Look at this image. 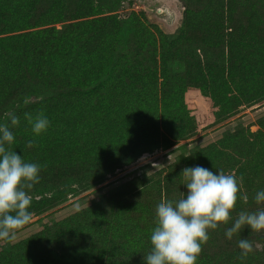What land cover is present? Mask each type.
<instances>
[{
	"label": "trees",
	"instance_id": "1",
	"mask_svg": "<svg viewBox=\"0 0 264 264\" xmlns=\"http://www.w3.org/2000/svg\"><path fill=\"white\" fill-rule=\"evenodd\" d=\"M125 1L0 0V125L15 138L5 147L40 167L39 183L28 190L31 214L103 183L172 138L190 137L264 103V0H179L184 17L171 34L150 23L145 11L121 16ZM158 89L161 125L157 117L134 127L114 115ZM25 113L62 114L70 128L60 136L49 125L36 136ZM12 114L19 125H11ZM256 121V131L240 121L181 156L164 179L127 181L3 245L0 264H110L129 251L133 264H146L157 205L186 196V167L235 175L240 196L249 199H238L233 220L264 207L254 200L264 190V113ZM231 224L209 230L196 264H264V231L246 227L227 239ZM240 239L254 248L243 259Z\"/></svg>",
	"mask_w": 264,
	"mask_h": 264
},
{
	"label": "clouds",
	"instance_id": "2",
	"mask_svg": "<svg viewBox=\"0 0 264 264\" xmlns=\"http://www.w3.org/2000/svg\"><path fill=\"white\" fill-rule=\"evenodd\" d=\"M25 104L29 103L26 98ZM36 136L45 132L49 120L43 113L33 117L25 113ZM12 126L20 123L19 118L10 116ZM13 132L7 124L0 125V241L13 243L17 232L32 221L28 210L32 197L28 190L39 183L40 167L27 163L16 151H10L5 144L14 142ZM34 141L28 142V147ZM170 159V158H169ZM181 175L187 187L186 196L178 201L162 199L156 208V226L152 230L150 242L152 248L144 255L146 264H196L202 252V245L209 239V230L220 225L232 224L226 228L225 235L232 239L242 229L253 232L264 231V207L256 211H241L233 220L238 199L248 203L249 197L240 196V187L234 174H218L202 167H186ZM257 205H264V190L254 196ZM238 246L242 250L241 258L253 252V244L240 239Z\"/></svg>",
	"mask_w": 264,
	"mask_h": 264
},
{
	"label": "rangeland",
	"instance_id": "3",
	"mask_svg": "<svg viewBox=\"0 0 264 264\" xmlns=\"http://www.w3.org/2000/svg\"><path fill=\"white\" fill-rule=\"evenodd\" d=\"M263 1V0H261ZM132 11H145L150 23L156 24L165 33L171 34L176 32L182 24L184 17V7L179 0H127L124 2L117 13L121 16L128 15ZM30 30V29H29ZM28 30V31H29ZM11 34V33H9ZM160 89L146 93L133 103V108H122L121 112H115L114 115L127 117V121L134 127L140 124H146L152 118H159V124L162 122L161 101L156 97ZM161 100V99H160ZM264 113V103L254 105L252 107H243L238 114L230 117L224 122L210 126L208 128L199 127L196 132L187 138L175 139L172 138V144L168 147H159L153 151L146 152L130 165L117 169L113 174L101 184L92 187L77 196H71L69 200L61 205H58L48 211L40 214H32V221L17 232L16 241H19L31 234L37 233L43 229L45 224H51L54 221L60 220L83 206L88 205L91 201L99 199L102 195L110 190L122 185L123 183L140 177L144 180H152L158 178H166L171 174V164L176 162L181 156H188L195 148H205L210 143L220 138L226 129H233L237 123L244 121L245 123L254 124L251 127L252 131H256L258 117ZM46 117V115L43 113ZM49 123V131L61 134L68 131L70 124L68 119L62 114L52 116L47 114L46 117ZM63 118V120L61 119ZM136 131L135 128L129 129V137ZM171 138V135H169ZM170 158V159H169ZM228 239V238H227ZM219 240L222 244L226 240L220 236ZM8 242L0 241V248ZM133 256V251H129L126 255L110 264H133L130 258Z\"/></svg>",
	"mask_w": 264,
	"mask_h": 264
}]
</instances>
